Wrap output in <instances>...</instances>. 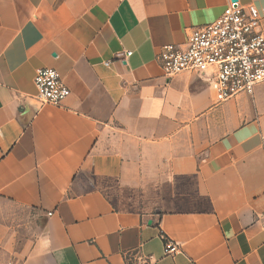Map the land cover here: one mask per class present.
I'll return each mask as SVG.
<instances>
[{"label": "crops", "instance_id": "obj_1", "mask_svg": "<svg viewBox=\"0 0 264 264\" xmlns=\"http://www.w3.org/2000/svg\"><path fill=\"white\" fill-rule=\"evenodd\" d=\"M229 1L0 0V264H264V83L216 105L157 61Z\"/></svg>", "mask_w": 264, "mask_h": 264}, {"label": "built area", "instance_id": "obj_2", "mask_svg": "<svg viewBox=\"0 0 264 264\" xmlns=\"http://www.w3.org/2000/svg\"><path fill=\"white\" fill-rule=\"evenodd\" d=\"M260 24L261 16L253 5L229 1L214 23L190 29L185 46L161 48L157 61L163 75L171 79L189 72L206 80L216 105L239 95H252L264 83V35ZM33 84L41 105L60 106L70 95L53 69L37 70ZM177 252L178 247L171 243L164 248L165 255Z\"/></svg>", "mask_w": 264, "mask_h": 264}, {"label": "water", "instance_id": "obj_3", "mask_svg": "<svg viewBox=\"0 0 264 264\" xmlns=\"http://www.w3.org/2000/svg\"><path fill=\"white\" fill-rule=\"evenodd\" d=\"M233 2H236V0H232Z\"/></svg>", "mask_w": 264, "mask_h": 264}]
</instances>
